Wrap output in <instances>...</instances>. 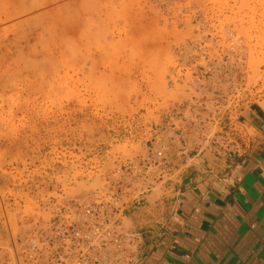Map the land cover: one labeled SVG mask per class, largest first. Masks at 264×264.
Masks as SVG:
<instances>
[{
  "label": "rangeland",
  "instance_id": "obj_1",
  "mask_svg": "<svg viewBox=\"0 0 264 264\" xmlns=\"http://www.w3.org/2000/svg\"><path fill=\"white\" fill-rule=\"evenodd\" d=\"M43 1L0 0V244L6 220L102 190L170 120L188 138L218 97L264 106V0Z\"/></svg>",
  "mask_w": 264,
  "mask_h": 264
},
{
  "label": "built area",
  "instance_id": "obj_2",
  "mask_svg": "<svg viewBox=\"0 0 264 264\" xmlns=\"http://www.w3.org/2000/svg\"><path fill=\"white\" fill-rule=\"evenodd\" d=\"M218 78L221 93L227 79ZM219 99L213 128L192 123L186 126L188 138H182L184 130L170 120L157 128L147 156L107 173L105 187L95 195L69 200L50 219L27 221L20 231L6 220L8 243L0 244V264H137L143 230L134 225L129 210L146 202L157 185L172 182L187 156L208 151L232 164L245 152L237 124L245 105L234 98L232 108L224 109L227 103L221 106ZM213 113L205 121L213 122Z\"/></svg>",
  "mask_w": 264,
  "mask_h": 264
},
{
  "label": "crops",
  "instance_id": "obj_3",
  "mask_svg": "<svg viewBox=\"0 0 264 264\" xmlns=\"http://www.w3.org/2000/svg\"><path fill=\"white\" fill-rule=\"evenodd\" d=\"M237 124L246 149L234 163L187 156L157 201L129 210L143 230L137 264H264L261 102L243 106Z\"/></svg>",
  "mask_w": 264,
  "mask_h": 264
},
{
  "label": "bare ground",
  "instance_id": "obj_4",
  "mask_svg": "<svg viewBox=\"0 0 264 264\" xmlns=\"http://www.w3.org/2000/svg\"><path fill=\"white\" fill-rule=\"evenodd\" d=\"M25 1H26V0H25ZM45 1H47V0H44L43 3H44ZM48 1L52 2V0H48ZM48 1H47V3H49ZM53 1H54V0H53ZM23 2H24V1H23ZM28 3H29V0H28ZM28 3H27V5H28ZM25 4H26V3H25ZM40 4H41V3H40ZM40 4H39V5H38V4H37V5L35 4L34 6H41V5H43V4H41V5H40ZM44 4H45V3H44ZM30 6H31L32 8L29 7V6H27L28 12L30 11L29 8H30V9H33V6H32V5H30ZM28 7H29V8H28ZM12 8H13V7H12ZM19 8H20V7H19ZM34 8H35V7H34ZM16 9H17V8H16ZM14 10H15V8H14ZM9 11H11V9H10ZM25 11H26V6H25V8H23V9L21 8V10H19V11H17V12L20 13V14H18V15H21V13H23V12H25ZM2 14H3V13H2ZM5 14H6V12H5ZM7 14H8V13H7ZM23 14H24V13H23ZM11 15H12V14H11ZM13 15H14V13H13ZM13 15H12V16H13ZM18 15H17V16H18ZM5 16H6V15H5ZM9 17H10V16H9ZM4 18H7V19H5V21H6V20H9L8 17H4ZM10 19H12V18H10ZM23 21H24V20H23ZM26 22H27V21H26Z\"/></svg>",
  "mask_w": 264,
  "mask_h": 264
}]
</instances>
